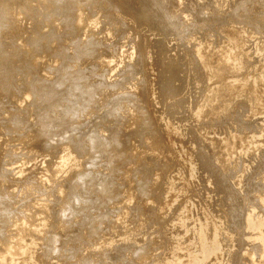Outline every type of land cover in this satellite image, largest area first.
<instances>
[{
	"label": "rangeland",
	"instance_id": "rangeland-1",
	"mask_svg": "<svg viewBox=\"0 0 264 264\" xmlns=\"http://www.w3.org/2000/svg\"><path fill=\"white\" fill-rule=\"evenodd\" d=\"M3 3L0 264H86L106 248L109 264L138 263L133 256L141 250L142 264H264V0H52L41 10L25 0ZM16 7H22L17 31L8 16ZM77 10L95 22L81 28ZM94 135L107 145L92 148ZM230 140L236 147L226 153ZM111 158V175L122 179L113 184ZM84 168L90 186L110 175L105 203H92L91 188L79 192ZM28 186L37 189L33 196H25ZM76 192L86 204L74 206L81 218L68 224L62 216ZM106 206L105 213L112 208L100 225L91 216ZM16 213L13 229L8 222ZM215 231L223 252L194 262Z\"/></svg>",
	"mask_w": 264,
	"mask_h": 264
},
{
	"label": "bare ground",
	"instance_id": "bare-ground-1",
	"mask_svg": "<svg viewBox=\"0 0 264 264\" xmlns=\"http://www.w3.org/2000/svg\"><path fill=\"white\" fill-rule=\"evenodd\" d=\"M50 1H52V0H25V5H29V4H31V3H36V7L38 8V9H42V8H47L48 6H49V2ZM54 1V0H53ZM176 1H178V0H175V2ZM163 2V1H162ZM55 3V2H54ZM178 3V2H177ZM177 3H175L176 5H174V7H175V10L176 9H178L176 6L178 5ZM106 4V3H105ZM2 5L4 6V5H6V6H8L7 5V3H3V4H1L0 5V7H2ZM6 6H4V8L3 9H6L7 10V7ZM93 6H95V4L93 5ZM105 6V5H104ZM118 6V5H117ZM6 7V8H5ZM173 7V8H174ZM2 8H0V9H2ZM25 8V7H24ZM23 8V9H24ZM12 9H15L14 11L12 10ZM21 9H22V7H16V8H11V11H9V13H8V11H6L5 10V12L6 13H8V16H9V18H10V20H13V21H17V23H16V28H15V31H17V28L18 27H21L22 25H21V22H22V19L20 20V16H17V15H19V13L17 12V10L18 11H20L21 12ZM10 10V9H9ZM68 10L69 9H67V13H69L68 12ZM195 10V9H194ZM65 11H66V9H65ZM78 11V20H79V23H80V27L81 28H85L86 27V24L85 23H88V24H90V23H94L95 22V20H96V18H93V19H91V18H89V17H87V16H85V14H84V11L82 10V11H79V10H77ZM1 12L3 13L4 11L3 10H1ZM4 12V15H5V17L4 18H7L8 19V17L6 16V13ZM24 12V11H23ZM163 12V11H162ZM18 13V14H17ZM164 13V12H163ZM169 12H167V13H165L166 14V16H167V14H168ZM173 13V12H172ZM27 14V13H26ZM147 14V13H146ZM165 14H164V18L166 17L165 16ZM24 16V17H26L24 14H21V16ZM37 15H39L38 14V10H36L35 12H33L31 15H30V17L29 16H27L26 18L28 19V20H32V19H34L35 18V16H37ZM119 15V14H118ZM169 15V14H168ZM94 16H96V15H94ZM216 16V15H215ZM218 16V15H217ZM169 18H171V17H173L172 15H169L168 16ZM1 20V19H0ZM5 20V19H4ZM122 20H124V19H122ZM235 20V19H234ZM6 21V20H5ZM67 21V20H66ZM10 22V21H9ZM6 23V22H5ZM39 23V22H38ZM4 24V23H3ZM164 24V23H163ZM228 31V30H227ZM226 31V32H227ZM1 32V31H0ZM3 32V31H2ZM5 33H7V32H5L4 31V34ZM95 33H91V32H89V31H87V36L88 35H90V36H93ZM225 34V33H224ZM228 35H229V33H227ZM232 32H231V35L230 36H232ZM220 35V34H219ZM235 35V34H234ZM4 36H6V34L4 35ZM3 36V37H4ZM59 36V35H58ZM2 37V39L4 40L5 39V37L3 38ZM126 38V36H123V38ZM233 37V36H232ZM128 38V37H127ZM234 39H237L236 37L234 38ZM128 40V39H127ZM173 40V39H172ZM232 41H233V39H232ZM127 42V41H126ZM132 42V41H131ZM235 42V41H234ZM133 44H136V43H133ZM132 44V45H133ZM1 45V44H0ZM67 45V44H66ZM73 45V44H72ZM129 45H131V44H129ZM235 46V45H234ZM258 46V45H257ZM1 47V46H0ZM73 47V46H72ZM130 47V46H129ZM148 48H149V50H148ZM257 48V47H256ZM1 49V48H0ZM150 47H145V51L146 52H148V51H150ZM191 49V48H190ZM193 49H195V48H193ZM232 49H234V48H232ZM202 50V49H201ZM143 51H144V49H143ZM144 51V52H145ZM190 52V51H189ZM191 52H193V51H191ZM255 52H257V51H255ZM259 52V51H258ZM47 53V52H46ZM204 53H205V51H204ZM192 54V53H191ZM201 54H203V52L201 53ZM256 54V53H255ZM126 55V54H125ZM134 55V54H133ZM195 55V54H194ZM199 56H200V54H199ZM76 57V56H75ZM177 57V56H176ZM223 58V57H222ZM173 59V58H172ZM175 60H176V58H175ZM189 60V59H188ZM167 61V60H166ZM123 62V61H122ZM177 62V61H176ZM171 63H172V61H171ZM174 63V65H175V62H173ZM119 64H121V63H119ZM180 65V64H179ZM166 67V66H165ZM167 67H169V65L167 66ZM171 67V66H170ZM176 70V69H175ZM208 70V69H207ZM186 74V73H185ZM202 74V73H201ZM200 74V75H201ZM219 74V73H218ZM212 75V74H211ZM213 77V76H212ZM202 78V77H201ZM236 78V77H235ZM250 81V80H249ZM248 81V82H249ZM241 82V81H240ZM215 83V82H214ZM135 84V83H134ZM200 84V83H199ZM129 85V84H128ZM127 87V86H126ZM132 87V86H131ZM186 87V86H185ZM128 88V87H127ZM147 88V87H146ZM105 89V88H104ZM219 89H221V88H219ZM11 91V90H10ZM143 92H145V90L143 89L142 90ZM190 91V90H189ZM213 91V90H212ZM215 91V90H214ZM102 92V91H101ZM184 92V91H183ZM27 94V93H26ZM117 94V93H116ZM212 94H213V92H212ZM241 94V93H240ZM246 94V93H245ZM251 94V93H250ZM100 95H101V93H100ZM221 95V94H220ZM243 95V94H242ZM49 96H50V94H49ZM248 96H249V94H248ZM248 96H246V97H248ZM224 98V97H223ZM91 99V98H90ZM107 99V98H106ZM249 99V98H248ZM30 100V99H29ZM220 100V99H219ZM221 100H222V98H221ZM234 100V99H233ZM251 100H253V99H251ZM250 100V101H251ZM100 101V100H99ZM218 101V100H217ZM246 101V100H245ZM48 102V101H47ZM46 103V102H45ZM105 103V102H104ZM236 103V102H235ZM247 103V102H246ZM209 104V103H208ZM237 104H239L240 105V103H238L237 102ZM245 104V103H244ZM253 104V103H252ZM4 106H5V104H3ZM235 105V104H234ZM245 105H247V104H245ZM248 106V105H247ZM250 107L252 106V105H249ZM249 106H248V108H249ZM127 107V106H126ZM220 107V106H219ZM230 107V106H229ZM236 107V106H235ZM241 107H243L242 105H241ZM129 108V107H128ZM206 108V107H205ZM225 108V107H224ZM234 108V107H233ZM244 108H245V112H247L248 111V109H246V106H244ZM243 108V109H244ZM89 109V108H88ZM104 109V108H103ZM118 109V108H117ZM216 109H217V107H216ZM220 109V108H219ZM241 109V108H240ZM221 110H224V109H221ZM220 110V111H221ZM234 109H232V110H230V111H228V112H231V111H233ZM3 111V110H2ZM72 111V110H71ZM91 111V110H90ZM210 111H214L213 110V108H212V110H209V112ZM220 111H218V112H220ZM226 111V110H225ZM250 111V110H249ZM223 112V111H222ZM244 112V113H245ZM251 112V111H250ZM249 112V113H250ZM255 112V111H254ZM80 113V112H79ZM91 113V112H90ZM93 113V112H92ZM116 113V112H115ZM248 113V114H249ZM51 114V113H50ZM78 114V113H77ZM192 114V113H191ZM209 114V113H208ZM212 114H213V112H212ZM216 114H218V116H224V114L223 115H219V113H216ZM233 114V113H232ZM231 114V115H232ZM248 114L246 115V116H248ZM254 114V113H253ZM81 115V114H80ZM86 115V114H85ZM215 115V114H214ZM226 115H227V111H226ZM55 117V116H54ZM65 117V116H64ZM212 117V116H211ZM215 117H217L216 115H215ZM245 118H247V117H245ZM64 119H66V118H64ZM38 120V119H37ZM68 120V119H67ZM11 123V122H10ZM41 123V122H40ZM171 123V122H170ZM81 125V124H80ZM170 125V124H169ZM20 126V125H19ZM60 126V125H59ZM58 126V127H59ZM190 126V125H189ZM22 127V126H21ZM120 127V126H119ZM170 128V127H169ZM7 130H9V129H7ZM178 130V129H177ZM10 131V130H9ZM168 131V130H167ZM4 132V131H3ZM11 132H13V130L11 131ZM10 132V133H11ZM22 133V132H21ZM260 133V132H259ZM12 134V133H11ZM15 134V133H14ZM228 136V135H227ZM230 136V135H229ZM9 137V136H8ZM232 137V136H231ZM234 138V137H233ZM86 139H88V138H86ZM85 139V140H86ZM227 139V138H226ZM238 139V138H237ZM264 139V138H263ZM74 140V139H73ZM234 140H236L235 138H234ZM234 140L232 141V142H234ZM65 141H67V140H65ZM80 141H82V140H80ZM104 140H102L101 138H99L97 135H94V136H91L90 137V139H89V143L91 144V146H92V148H96V146L95 145H97V144H100L101 145V143L103 144V146H106L107 145V142H103ZM245 141V140H244ZM256 141V140H255ZM214 142V141H213ZM225 142H229V141H225ZM231 142V140H230V147H229V149H231V148H233L234 149V147H236V146H234L233 145V147H232V145L231 144H233ZM74 143V142H73ZM210 143H212V142H210ZM59 144V143H58ZM69 144V143H68ZM79 144V143H78ZM81 144V143H80ZM89 144V145H90ZM245 144V143H244ZM6 145V144H5ZM214 145V144H213ZM237 145V144H236ZM264 145V144H263ZM91 146H89L90 148H91ZM225 146H227V150H228V152H226V153H229V152H232L233 150L231 149V150H229L228 149V144L227 145H225ZM240 146V145H239ZM260 146V145H259ZM81 147V146H80ZM85 147V146H84ZM216 147V146H215ZM217 147H219V146H217ZM248 147V146H247ZM5 148H7V147H5ZM14 148V147H13ZM106 148V147H105ZM256 148V147H255ZM260 148V147H259ZM64 149V148H63ZM214 149H218V148H214ZM245 149H247V148H245ZM244 149V151H246ZM249 149V148H248ZM219 150V149H218ZM243 150V149H242ZM241 150V151H242ZM251 150V149H250ZM262 150V149H261ZM264 150V149H263ZM85 151V150H84ZM214 151V150H213ZM216 151V150H215ZM214 151V152H215ZM9 152V151H8ZM88 152V151H87ZM105 152V151H104ZM235 152V151H234ZM217 153V152H216ZM252 153V152H251ZM260 153V152H259ZM261 153H262V151H261ZM219 154V153H218ZM232 154V153H231ZM244 154V156H245V152L244 153H242V155ZM246 154H247V152H246ZM216 155V154H215ZM227 155V154H226ZM230 155V154H229ZM236 155V154H235ZM238 155H240L241 156V154H239V152H238ZM223 156V155H222ZM13 157H14V155H13ZM17 157V156H16ZM77 157V156H76ZM220 157V156H219ZM218 157V158H219ZM225 158H226V156H224ZM229 157V156H228ZM8 158V157H7ZM217 158V159H218ZM223 158V157H222ZM234 158H236V157H234ZM238 159H240V157H237ZM244 158V157H243ZM65 159H67V158H65ZM69 159V158H68ZM77 159V158H76ZM220 159V158H219ZM224 159V158H223ZM227 159V158H226ZM231 159H232V157H231ZM114 160V159H113ZM234 159H232V161H233ZM236 160V159H235ZM105 161V160H104ZM226 161V160H225ZM238 161V160H237ZM240 161V160H239ZM74 162H76V161H74ZM219 162V161H218ZM244 162V161H243ZM220 163H222L223 164V162H221V160H220ZM226 163H227V161H226ZM76 164V163H75ZM112 165V158L111 159H109V161H108V169L109 170H111V171H109V173L108 174H110L111 175V173L113 174L114 173V170H115V166H111ZM244 165V164H243ZM93 167V166H92ZM224 167V166H223ZM73 168V167H72ZM113 168V169H112ZM192 168V167H191ZM228 168V167H227ZM40 169V168H39ZM38 170V169H37ZM117 170V169H116ZM192 170H193V168H192ZM191 170V171H192ZM22 171V170H21ZM108 171V170H107ZM12 172V171H11ZM72 172V171H71ZM81 172V171H80ZM193 172V171H192ZM90 173H91V171H90ZM106 173V172H105ZM122 173V172H121ZM21 174H23V172L21 173ZM107 174V175H108ZM18 175V174H17ZM99 175V174H98ZM110 175H109V177L107 176V177H105L106 179L104 180H100V181H97V182H95L96 183V186L94 187L93 185L92 186H90V184H89V182H87V178L89 177V171H87L85 168H84V171H82L81 173H80V175H78L77 176V181H78V184H79V188H80V190H79V192L81 193V190H83V192L85 193L86 191V189L87 190H90V188L92 189V191H91V198H92V203L94 202H96L97 200H100V201H102V202H104L105 203V201H104V199H105V193H107L108 192V183L110 182V181H112V184H113V182L114 181H116V179H118L119 177H116V176H113V175H111V176H113L112 178L113 179H109L110 181L108 182V178H110ZM179 176H180V173H179ZM5 178V177H4ZM104 178V177H103ZM64 179V178H63ZM5 180V179H4ZM122 181V179L121 178H119V181ZM173 180H175V179H173ZM1 181V180H0ZM120 181V182H121ZM171 181V180H170ZM176 181V180H175ZM2 182V181H1ZM6 182V181H5ZM119 182V183H120ZM172 182H174V181H172ZM185 182H187V181H185ZM189 182V181H188ZM68 183V182H67ZM115 183V182H114ZM119 183H117L116 182V184H119ZM169 183V182H168ZM204 183V182H203ZM59 184V183H58ZM121 184V183H120ZM171 184H173V183H171ZM3 185V184H2ZM63 185V184H62ZM68 185V184H67ZM110 185H111V183H110ZM175 185V184H174ZM59 185H57V187H58ZM169 186H170V184H169ZM188 186V185H187ZM67 187V186H66ZM120 187V186H119ZM200 187V186H199ZM4 188H6V187H4ZM63 188V187H62ZM82 188V189H81ZM115 188V187H114ZM140 188V187H139ZM141 188H143L142 186H141ZM170 188H173V187H171L170 186ZM170 188H168V190H170ZM2 189V188H1ZM8 189V188H7ZM23 190H24V192H25V196H33L34 195V193L37 191V189L36 188H34V187H25V188H23ZM53 190V189H52ZM54 190H55V188H54ZM57 190V189H56ZM59 190V189H58ZM167 190V191H168ZM185 190V189H184ZM110 191V190H109ZM199 191L200 190H198L197 192L199 193ZM18 192V191H17ZM89 192V191H88ZM144 192V190L143 189H141L140 190V192L139 193H143ZM169 192V191H168ZM171 192V191H170ZM7 193V192H6ZM17 194V193H16ZM78 194V192H76V195ZM110 193H108V195H109ZM170 194V193H169ZM7 195V194H6ZM75 195V194H74ZM75 195V196H76ZM85 195V194H84ZM202 194L200 193V195L199 196H201ZM204 195V194H203ZM14 196H16V195H14ZM74 196V201H72L73 203L71 204V205H69L68 207H67V209H66V211L63 213V216H62V218H63V220H65V222H67L68 224L70 223H73L74 222V220H76V219H80L81 218V215H79V216H77L76 215V213H77V210L75 209V205L77 206H82L83 207V204H84V202L86 201V199L85 198H83L82 197V194H80V195H77L76 197ZM79 196V197H78ZM86 196V195H85ZM165 196V195H164ZM10 197V196H9ZM12 197V196H11ZM71 198V196H67V198ZM108 197V196H107ZM115 196H112V198H109V200L110 201H114V199H116V198H114ZM167 197V196H166ZM165 197V198H166ZM26 198V197H25ZM201 198V197H200ZM206 198V197H205ZM204 198V199H205ZM19 199H21V198H19ZM55 199V198H54ZM203 198H202V200L204 201V203H205V200H204ZM236 199V198H235ZM231 200V199H230ZM23 201V200H22ZM68 201V200H67ZM196 201V200H195ZM202 201V202H203ZM210 200H206V202H209ZM24 202V201H23ZM28 202V201H27ZM48 202H50V201H48ZM101 202V203H102ZM174 202V201H173ZM201 202V201H200ZM2 203V202H1ZM31 202H29V203H25V204H27V205H29ZM46 203V202H45ZM52 203V202H51ZM54 203V202H53ZM52 203V204H53ZM24 204V205H25ZM85 204H86V202H85ZM103 204V203H102ZM167 204V203H166ZM206 204V203H205ZM205 204H204V206H205ZM27 205H26V207H27ZM32 205V204H31ZM38 205V204H37ZM40 205V204H39ZM33 206V205H32ZM45 206V205H44ZM138 206H139V204L137 203V205H135V207L132 209L133 211H134V213H138L139 212V210H138ZM169 206V205H168ZM42 207V206H41ZM58 207V206H57ZM74 207V208H73ZM167 207V206H166ZM8 208V207H7ZM105 208H107V206L106 207H104V208H100V210L98 211V209H97V211H94V213H92V218H94V219H96V220H98V222H99V224L100 223H104V221L109 217V210H111V206H109L108 207V211H107V213H105V211L103 210V209H105ZM83 209V208H82ZM131 209V208H130ZM205 209H206V206H205ZM204 209V210H205ZM47 210V209H46ZM58 210H59V208H58ZM188 210V209H187ZM54 211H55V209H54ZM71 212V213H70ZM164 211H162V213H163ZM167 212V211H166ZM186 212V211H185ZM199 212V211H198ZM201 212V211H200ZM209 212V211H208ZM50 213V212H49ZM21 213H19V214H14V215H12L10 218H9V222L8 223H10L11 224V227L13 228V229H16V227H17V224L19 223V217L21 216L20 215ZM27 214V213H26ZM30 214V213H29ZM40 214V213H39ZM44 214V213H43ZM52 214V213H51ZM202 214V213H201ZM2 215H5V214H2ZM55 215V214H54ZM113 215V214H112ZM188 215V214H187ZM57 216V215H56ZM55 216V217H56ZM235 216V215H234ZM67 217H72V219L70 220V221H68V220H66V218ZM123 217V216H122ZM184 216H182V218H183ZM199 217V216H198ZM232 217L233 216H231V218L230 219H232ZM236 217V216H235ZM3 218V219H2ZM181 218V219H182ZM210 218V217H209ZM234 218V217H233ZM237 218V217H236ZM42 219H43V217H42ZM54 219V218H53ZM88 219H90V221L91 220H94V219H91V218H89L88 217ZM201 219V218H200ZM239 219V218H238ZM261 219V218H260ZM2 220H4V222H2L3 224H5V221L7 220H5V217H3V216H1V221ZM55 220H57V219H55ZM237 220V219H236ZM44 221V220H43ZM175 221V220H174ZM201 221V220H200ZM206 221V220H205ZM208 221H210V220H208ZM216 221V220H215ZM180 222H182V221H180ZM199 222V221H198ZM213 222V221H212ZM231 222H235L234 221V219H233V221L231 220ZM1 223V224H2ZM40 223V222H39ZM43 222H41L40 224H42ZM119 223V222H118ZM160 223V222H159ZM177 223V222H176ZM175 223V224H176ZM182 223H184V222H182ZM216 223H217V221H216ZM236 223V222H235ZM245 223H246V227H248V228H250L251 229V227L253 226V222H252V219H251V217H248L247 219H246V221H245ZM126 224V223H125ZM201 224H203V222L201 223ZM234 224V223H233ZM57 225V224H56ZM101 225V224H100ZM123 225H124V223H123ZM122 225V226H123ZM160 225V224H159ZM178 225V224H177ZM204 225V224H203ZM206 225V224H205ZM208 225V224H207ZM210 225V224H209ZM208 225V226H209ZM212 225H214V224H212ZM218 225V223L216 224V226ZM28 226V225H27ZM37 226V225H36ZM47 226V225H46ZM125 226V225H124ZM207 226V227H208ZM216 226H215V228H216ZM235 226V228H237V226H238V223L236 224V225H234ZM259 226V225H258ZM262 226V225H261ZM127 228H129V226L127 225L126 226ZM125 227V228H126ZM140 227V226H139ZM159 227V226H158ZM166 227H167V225H166ZM195 227V226H194ZM201 228H203L202 227V225L200 226ZM36 228V227H35ZM49 228V227H48ZM109 228H111V231H112V228H113V224H111L110 226H109ZM201 228H200V230L198 231V233L196 232V230H195V234H197L198 236H201L200 235V231H201ZM32 229V228H31ZM34 229V228H33ZM136 229V228H135ZM190 229V228H189ZM192 229V228H191ZM62 230V229H61ZM94 230V229H93ZM133 231H134V229H132ZM140 230V229H139ZM142 230V229H141ZM172 230V229H171ZM204 230H206V229H204ZM251 230H253V229H251ZM95 231V230H94ZM99 231V230H98ZM107 231H109V233H110V230L108 229ZM126 231H128V230H126ZM148 231V230H147ZM188 231V230H187ZM193 231V230H192ZM20 232V231H19ZM83 232H85V231H83ZM115 232V231H114ZM132 232V231H131ZM136 232V231H135ZM134 232V233H135ZM137 232H138V229H137ZM170 232V231H169ZM189 232V231H188ZM202 232V231H201ZM219 232V231H218ZM22 233V232H21ZM38 233V232H37ZM107 233V232H106ZM126 232H124V234H125ZM128 233V232H127ZM176 233V232H175ZM191 233V232H190ZM193 233V234H194ZM205 232L203 231V234H204ZM206 233H208L209 234V231L208 232H206ZM213 233V232H212ZM251 233V232H250ZM249 233V234H250ZM23 235H24V233H22ZM28 234V233H27ZM30 234V233H29ZM123 234V235H124ZM149 234V233H148ZM186 234V233H185ZM189 234V233H188ZM188 234H186V235H188ZM202 234V235H203ZM208 234H205L206 236L208 235ZM30 235H32V234H30ZM84 235L86 236V235H88L89 236V234H86V233H84ZM94 235V234H93ZM92 235V236H93ZM122 235V234H121ZM128 235H130V233H128ZM176 234H174V236H175ZM197 235H195V236H197ZM19 236V235H18ZM39 235H37L36 237H38ZM95 236V235H94ZM118 236V235H117ZM125 236H126V234H125ZM135 236H136V234H135ZM141 236V235H140ZM163 236V235H162ZM192 236V235H191ZM195 236H193V237H195ZM197 236V237H198ZM244 236V235H243ZM23 237H25V235L23 236ZM28 237H29V235H28ZM31 237V239H32V236H30ZM36 237H35V239H36ZM124 236H122L121 238H123ZM132 237H133V235H132ZM144 237V236H143ZM150 237V236H149ZM158 237V236H157ZM169 237V236H168ZM179 237V236H178ZM181 237V236H180ZM208 237V236H207ZM241 237V236H240ZM124 238H126V237H124ZM127 238H129V237H127ZM135 238V237H134ZM136 238H137V236H136ZM165 238V237H164ZM167 238V237H166ZM171 237H169V239H170ZM184 238V237H183ZM200 238V237H199ZM199 238H197L198 240H199ZM203 238V237H202ZM210 238V237H209ZM28 239V238H27ZM38 239H40V238H38ZM130 239H132V238H130ZM130 239H128V240H130ZM159 239V238H158ZM162 239V238H161ZM160 239V240H161ZM179 239V238H178ZM181 239V238H180ZM201 239V238H200ZM206 239V238H205ZM24 240V239H23ZM22 240V241H23ZM125 240V239H124ZM127 240V239H126ZM172 240H174V238L173 239H171V241ZM191 240H192V238H191ZM190 240V241H191ZM194 240V239H193ZM195 240H196V237H195ZM197 240V241H198ZM203 240V239H202ZM18 241V240H17ZM21 241V242H22ZM34 241H37V240H34ZM94 240H93V237L90 239V243H89V245L91 246V244H93L94 242H93ZM120 241H121V239H120ZM132 241V240H131ZM135 241V240H134ZM156 241H157V239H156ZM176 241V240H175ZM197 241H196V243H197ZM209 241H211V240H209ZM27 242V241H26ZM65 242H67V241H65ZM96 242V241H95ZM112 242H114V241H112ZM119 242V241H118ZM117 242V243H118ZM127 243H128V241H126ZM130 242V241H129ZM163 243L165 242V241H162ZM167 242H170V240H167ZM192 242V241H191ZM190 242V243H191ZM10 243V242H9ZM34 243V242H33ZM116 243V242H115ZM125 243V242H124ZM158 243V242H157ZM156 243V244H157ZM161 243V242H160ZM180 244L179 243V241L178 242H176V244ZM201 243H203V246L201 247V254L200 255H196V256H198L197 258L195 257V255H194V258H196V260L194 261V262H203L206 258H208L210 255H212L213 256V254L214 255H216V254H218L219 252L221 253V251H222V245H221V241H219V234L218 233H216V231H215V233L213 234V237H212V242L211 243H208L209 245H207L204 241H202ZM235 243V242H234ZM243 243V242H242ZM12 244V243H11ZM37 244H38V241H37ZM40 244V243H39ZM87 244V243H86ZM113 244V243H112ZM123 244V243H122ZM137 244V243H136ZM141 244V243H140ZM144 244V243H143ZM171 244V243H170ZM173 244V243H172ZM188 244V243H187ZM193 244H195V243H193ZM198 244L200 245V243L198 242ZM30 245H32V244H30ZM36 245V244H35ZM34 245V246H35ZM152 245V244H151ZM166 245H167V243H166ZM190 245H192V244H190ZM229 245V244H228ZM261 245V244H260ZM33 246V245H32ZM163 246V245H162ZM168 246V245H167ZM166 246V247H167ZM244 246V245H243ZM8 247V246H7ZM9 247L11 248L12 246L11 245H9ZM31 247V246H30ZM85 247V246H84ZM152 247V246H151ZM156 247V246H155ZM192 247H193V245H192ZM195 247V246H194ZM237 247V246H236ZM9 248V249H10ZM27 248V247H26ZM90 248V247H89ZM105 248V247H104ZM129 248V247H128ZM165 248V247H164ZM164 248H163V250H164ZM179 248H180V246H179ZM19 249V248H18ZM88 249V248H87ZM94 249V248H93ZM165 249H168V247L167 248H165ZM5 251V249H4V247H3V245L2 244H0V251L2 252V251ZM12 250H13V248H12ZM33 249H31V251H32ZM36 250V249H35ZM100 250V249H99ZM94 251L95 253L93 254V256H92V259L91 260H86L85 262H86V264H109V263H107L108 261H105V257L106 256H108V254L110 253H108V249L106 248V249H104V250H100V251ZM194 250V249H193ZM230 250V249H229ZM113 251H115V250H113ZM112 251V252H113ZM138 251V250H137ZM166 251V250H165ZM192 251V250H191ZM263 251V250H262ZM6 252V251H5ZM28 252V251H27ZM34 252V251H33ZM37 252H38V250H37ZM130 252H132V250L130 251ZM143 252L144 251H139L138 253H140L138 256H133V260H135L136 259V261L138 262V263H133L134 261H131V263L132 264H142L143 263V261H140V258L143 256ZM167 252V251H166ZM223 252V251H222ZM239 252V251H238ZM237 252V253H238ZM114 253V252H113ZM135 253V252H134ZM137 253V254H138ZM150 253V252H149ZM165 253V252H164ZM163 253V254H164ZM227 253V252H226ZM236 252H235V254H237ZM241 252H239V254H240ZM260 253V252H259ZM19 254V253H18ZM115 254V253H114ZM130 254V253H129ZM129 254H127L128 256H129ZM177 254V253H176ZM196 254V253H195ZM235 254H233V255H235ZM239 254H237V258H238V255ZM263 254V253H262ZM118 255V254H117ZM8 256H10V255H8ZM14 256V255H13ZM32 256H34V254L32 255ZM110 256H111V254H110ZM114 256V255H113ZM116 256V255H115ZM114 256V257H115ZM128 256H127V258H128ZM225 256H226V254H225ZM231 256V255H230ZM240 256H242V255H240ZM239 256V257H240ZM117 257V256H116ZM131 257H132V254H131ZM166 257V256H165ZM172 257V256H171ZM227 257H228V255H227ZM231 257H233V256H231ZM111 258V257H110ZM121 257L119 256V258H118V260L120 259ZM149 258V257H148ZM148 258H147V260H148ZM161 258V257H160ZM164 258V257H163ZM178 258V257H177ZM180 258V257H179ZM224 258H226V257H224ZM236 258V259H237ZM3 259V258H2ZM115 259V258H114ZM124 259V258H123ZM184 259V258H183ZM187 259V258H186ZM192 259V258H191ZM233 259V258H232ZM234 259H235V257H234ZM233 259V260H234ZM235 259V260H236ZM242 259V258H241ZM125 261H123L122 259H121V261H123V262H126L127 261V259H124ZM143 260H145V259H143ZM164 260V259H163ZM212 260H213V258H212ZM225 260V259H224ZM234 260V261H235ZM238 260V259H237ZM33 261V260H32ZM121 261H118V264H122L123 262H121ZM149 261V260H148ZM158 261H159V259H158ZM165 261V260H164ZM176 261H177V259H176ZM182 261V260H181ZM189 261V260H188ZM231 261V260H230ZM234 261L233 262H231V263H234ZM145 262H147V261H145ZM190 262V261H189ZM240 262V261H239ZM25 263V262H24ZM130 263V262H129ZM150 263V262H149ZM148 263V264H149ZM161 263V262H160ZM163 263V262H162ZM166 263V262H165ZM175 263V262H174ZM193 263V262H192ZM220 263V262H219ZM229 263V262H228ZM236 263V262H235ZM59 264H66L64 261H60L59 262ZM112 264V263H111ZM127 264V263H126ZM152 264V263H151ZM199 264V263H198ZM237 264V263H236Z\"/></svg>",
	"mask_w": 264,
	"mask_h": 264
}]
</instances>
